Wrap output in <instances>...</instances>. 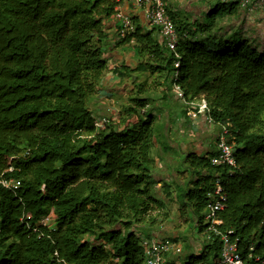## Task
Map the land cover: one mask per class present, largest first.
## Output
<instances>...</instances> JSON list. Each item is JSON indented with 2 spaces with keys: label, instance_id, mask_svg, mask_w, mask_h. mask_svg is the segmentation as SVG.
Listing matches in <instances>:
<instances>
[{
  "label": "trees",
  "instance_id": "16d2710c",
  "mask_svg": "<svg viewBox=\"0 0 264 264\" xmlns=\"http://www.w3.org/2000/svg\"><path fill=\"white\" fill-rule=\"evenodd\" d=\"M121 4L0 0V178L21 184L16 195L0 187V264H144L139 230L163 207L151 194V152L168 130L156 126L157 113L164 109L173 120L165 102L150 107L149 92L159 90L166 101L175 71L185 98L204 100L213 123L228 125L235 143L233 167H212L217 152L184 160L191 179L179 195L180 215L191 214L206 238L184 264L219 259L220 235L204 222L216 180L227 202L214 229L231 232L244 264H264L263 41L232 28L237 4L216 1L201 22L170 15L180 37L170 52L156 29L133 18L134 29L118 38L112 20ZM128 45L139 57L137 71L152 81L134 85L114 121L98 119L92 105L103 89L108 50ZM123 70L120 81L132 74ZM51 209L52 230L33 233L19 221L29 216L35 226Z\"/></svg>",
  "mask_w": 264,
  "mask_h": 264
},
{
  "label": "rangeland",
  "instance_id": "374dc122",
  "mask_svg": "<svg viewBox=\"0 0 264 264\" xmlns=\"http://www.w3.org/2000/svg\"><path fill=\"white\" fill-rule=\"evenodd\" d=\"M226 26L227 21H224L222 23V27L225 28ZM110 27L111 28L109 30L115 29L112 25ZM254 30L255 31H251V33H256L259 36L258 40L263 41L264 23L260 25L258 30ZM112 52L122 55L124 61L131 63L132 74L129 77H125L121 81L119 80V82L116 84H111L112 86L109 87L111 78L108 79L110 76V70L107 69L102 84L103 89L94 97L92 109H94L96 118L99 119L100 115L107 120L114 121L117 113L120 112L122 106L128 103V98L131 94L134 93V85L139 84L146 85L145 87H148L152 79L149 78L147 74H140L137 71L136 66L139 62V57L136 54L137 52L133 45L123 46L121 47V49L112 48L111 50H108V55ZM107 64H109V66H111V64L113 65V61L111 60V58H108ZM114 87L117 88L114 89ZM110 89H112L113 92H110ZM149 93V95L152 96V98L155 100L150 104V107L154 108V111H157L159 106H162L166 103L167 106H170L169 112L172 111L173 113V124H171V121L166 117V110L163 109L160 110L159 113H157L159 117L155 123L156 126H164V128L166 127L168 130L164 132L167 133V136L163 138L160 145H155V147L152 149L151 155L155 160L153 174L156 177L155 180L157 179V177L160 178L163 176V186L161 189L162 192L166 191L167 194L172 190L173 194L175 193V197H177L178 200H181V198H179V195L182 194L185 189H187L189 180L191 179L190 168L184 160L192 149V147L189 146V143L194 140V137L192 135L193 132H189L190 129L186 128V126L182 124L185 123L183 120L185 118H182L184 117V115L179 112H181V110L185 108L182 104H180L173 98L170 92H168L167 94L168 99L166 101H163L162 93L159 90L156 92V95L154 94L155 96L153 95V92ZM178 114H180L182 120L180 118V120H177ZM209 126L212 128L209 134L211 135V137H213L214 135H216L219 128L213 124H209ZM170 141H172V143ZM157 160L159 164L156 163ZM151 194L155 198H160L159 192L156 187H154ZM170 199L173 205H168L166 210L164 209L163 211H157L159 212V214H154V216L156 217L154 224H152L151 226L148 224L142 226L139 232L141 233L142 231L146 230V228H148V231L161 230L162 237H165L178 245L181 254L176 257V260L180 263H184L188 256L196 255L200 252V242L203 243L206 238L199 234L197 228L194 227L195 223L191 222V214H188L187 217H182L179 211V202L177 204V202L174 200V196H171ZM187 218H190V220L187 221ZM146 235V232L141 233V236ZM168 259L170 261V258Z\"/></svg>",
  "mask_w": 264,
  "mask_h": 264
},
{
  "label": "built area",
  "instance_id": "2783aa9c",
  "mask_svg": "<svg viewBox=\"0 0 264 264\" xmlns=\"http://www.w3.org/2000/svg\"><path fill=\"white\" fill-rule=\"evenodd\" d=\"M123 2L131 0H120ZM137 7H141L143 0H132ZM223 4L235 3L239 11L248 14L256 15L264 13V0H216ZM148 4L147 10L144 12V18L149 26L157 30L159 42L163 48L170 52H174L179 41V35L176 31L175 24L171 19L164 0H146ZM113 24L118 27V38H123L127 33L133 30L131 17L129 14L121 10V5L116 9L113 15ZM174 68H179V63L174 62ZM178 73L175 71L170 77V93L173 98L182 104L185 108V116L190 121L198 120L200 116L205 118L208 124H213L219 128L218 135L215 140V147L217 155L210 157V165L212 167L235 165V143L230 139L229 126L213 123L208 116L209 110L206 102L202 99L190 101L185 98L182 85L177 82ZM12 172V168L7 170ZM21 184L16 179L0 178V187L17 194ZM227 202L226 193L219 180L214 182V190L211 196L206 213L204 215V222L209 226L208 231L220 235L222 248L220 256L216 264H244L243 259L239 255L236 242L230 240L231 232L219 234L214 226L221 224L217 215L220 213ZM19 221L26 225L28 230L33 233L40 232L41 228L52 230L54 228V212L51 209L46 215L41 217L35 226H31L30 217L23 215ZM141 246L144 252V264H184L179 261L170 262L168 258L177 257L181 254L178 245L167 238L160 237H140Z\"/></svg>",
  "mask_w": 264,
  "mask_h": 264
},
{
  "label": "crops",
  "instance_id": "0c3cea01",
  "mask_svg": "<svg viewBox=\"0 0 264 264\" xmlns=\"http://www.w3.org/2000/svg\"><path fill=\"white\" fill-rule=\"evenodd\" d=\"M165 5L167 7V11L169 15L174 17L176 20H187L189 23H195V22H201L203 20V17L205 13L209 10L210 6L216 2V0H164ZM148 4L146 3V0H143V4L141 7H137L134 2L131 1H126L121 4V10L124 13L129 14L131 18L136 20L139 24H141L145 29L150 30L152 29L151 26L148 25L144 18V12L147 10ZM264 23V13H259L256 15H248L245 14L241 11H239L237 17L233 18L231 20L230 25L232 26L233 29H240L244 30L246 34H254L255 37L257 36V39L259 36L256 33H251V31H255L254 29L258 30L260 25ZM244 24V25H243ZM246 25V26H245ZM113 26V25H112ZM114 27V26H113ZM115 30H109L110 33H113ZM157 32V31H156ZM157 34V33H156ZM158 40L159 36L157 34ZM264 41V39H263ZM264 43V42H263ZM116 49V48H115ZM121 49V48H119ZM113 61V65L109 66L108 64V69L110 70L109 73V87H111V84H116L119 82L117 72H124L123 67H130L132 68L131 63L124 61L123 56L120 54L116 53H110L109 57ZM110 60V59H109ZM128 63V64H127ZM117 87H114L116 89ZM110 92H113L112 89L109 90ZM181 114L184 113V110L182 109ZM185 118L183 119L185 123H182L186 126V128L190 129L189 132H193V137L194 140L189 143V146L192 147L191 151L189 153L196 154L197 156H200L202 154H209L211 152H216V147H215V140L216 136L218 135L219 130H217L216 135L211 137L209 134L210 130L212 129L209 124L205 121V118L203 116H200L198 120L195 121H190L189 119L186 118L185 114H183ZM180 114H178L177 120H180ZM182 120V119H181ZM171 124H173L171 122ZM170 124V125H171ZM187 129V130H188ZM172 143V141H170ZM177 146V145H176ZM159 164L158 160L156 162ZM159 167V166H158ZM163 176L162 177H157L156 181V189L159 192L160 198H157L158 200L161 201L162 208L159 209V211H163L164 209L169 206H171L172 202L170 197L174 196V200L179 202L177 197H175V193L173 194V191L168 192L166 194V191L162 192V181H163ZM184 184V183H182ZM173 205V204H172ZM176 206V205H175ZM177 208V207H176ZM174 208V209H176ZM147 233L146 236H141V233ZM140 233L141 237H160V238H165L162 237L161 230L158 231H148V228L146 230L142 231ZM152 234V235H150ZM176 257H171L170 262L177 261Z\"/></svg>",
  "mask_w": 264,
  "mask_h": 264
}]
</instances>
